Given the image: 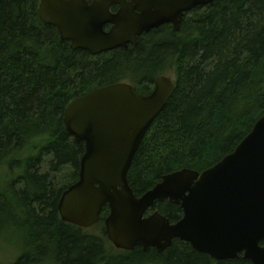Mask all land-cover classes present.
<instances>
[{"label":"trees","instance_id":"obj_1","mask_svg":"<svg viewBox=\"0 0 264 264\" xmlns=\"http://www.w3.org/2000/svg\"><path fill=\"white\" fill-rule=\"evenodd\" d=\"M39 3L0 0V248L18 240L12 264H250L215 261L178 240L163 253L120 251L105 235L107 206L91 234L62 222L58 202L85 150L66 132L64 111L96 89L126 83L148 95L172 75L175 92L127 174L137 198L166 175L201 173L231 154L264 116V0H216L188 14L179 32L162 27L96 57L44 24ZM151 212L171 224L182 218L167 201Z\"/></svg>","mask_w":264,"mask_h":264},{"label":"water","instance_id":"obj_2","mask_svg":"<svg viewBox=\"0 0 264 264\" xmlns=\"http://www.w3.org/2000/svg\"><path fill=\"white\" fill-rule=\"evenodd\" d=\"M131 1L133 5L125 0H93L90 5L86 0H40L37 14L73 51L96 56L135 44L139 35L162 24L179 32L184 14L216 0ZM112 5L120 6L115 15L109 13ZM107 23L113 28L105 34ZM175 89L173 79L162 76L148 95L122 83L96 89L67 106L66 132L85 150L77 182L58 202L62 222L88 230L107 206L105 235L117 250L163 253L178 240L215 261L242 255L250 264H264V116L231 154L209 169L166 175L139 198L129 187L133 159ZM166 201L181 209L175 224L158 212L148 213Z\"/></svg>","mask_w":264,"mask_h":264},{"label":"flooded vegetation","instance_id":"obj_3","mask_svg":"<svg viewBox=\"0 0 264 264\" xmlns=\"http://www.w3.org/2000/svg\"><path fill=\"white\" fill-rule=\"evenodd\" d=\"M86 1H87V3H88L89 5L93 2V0H86ZM125 2H126L127 4H132V5H133V3H132L131 0H125ZM119 11H120V6H119V5H112V6L109 8V13H110L111 15H115V14H117ZM192 11H193V10H192ZM192 11H190V12H188V13H186V14L183 15V17H182V22H184L185 18H186V17L188 16V14H190ZM137 13H138V12L135 11V14H137ZM182 22H181V24H182ZM162 27H163L164 29H166V30H172V31H173V28H172V25H171V24H162V25H160L158 28H153V29H151L149 32L142 33L141 35H139V36L137 37V39H136L135 44H127L126 47L117 48V49H115V50H119V49L127 50L129 47H131V46H135L139 38H142L144 35L149 34V33H151V32L154 33L155 31H157L159 28H162ZM112 28H113V25L110 24V23H107V24H105V25L103 26V31H104L105 34H108V33L112 30ZM115 50L108 51V52H103V53H101V54H104V53H110V52H113V51H115ZM80 51H83V50H80ZM83 52L89 54L90 56H93V55H91L90 53H88V52H86V51H83ZM101 54H99V55H101ZM96 56H98V55H96ZM96 56H93V57H96ZM260 246H263V244H260ZM240 256L242 257V255H240ZM240 256H239V257H240ZM239 257H238V258H239Z\"/></svg>","mask_w":264,"mask_h":264},{"label":"rangeland","instance_id":"obj_4","mask_svg":"<svg viewBox=\"0 0 264 264\" xmlns=\"http://www.w3.org/2000/svg\"><path fill=\"white\" fill-rule=\"evenodd\" d=\"M168 76L172 77V75L169 73ZM48 170V167H44L43 172H46ZM91 234H98L99 229H90L88 230ZM13 241H18L17 239H5L1 242V248H0V264H12L18 252H15V248L12 247Z\"/></svg>","mask_w":264,"mask_h":264}]
</instances>
